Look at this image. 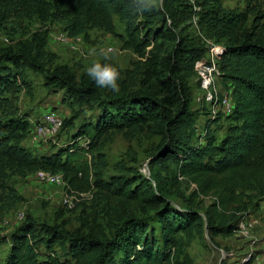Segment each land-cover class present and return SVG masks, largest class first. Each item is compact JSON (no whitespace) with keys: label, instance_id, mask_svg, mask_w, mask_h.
I'll use <instances>...</instances> for the list:
<instances>
[{"label":"rangeland","instance_id":"rangeland-1","mask_svg":"<svg viewBox=\"0 0 264 264\" xmlns=\"http://www.w3.org/2000/svg\"><path fill=\"white\" fill-rule=\"evenodd\" d=\"M51 1L33 0L32 5L27 0L0 3V48H10L20 55L15 63L0 59V122L17 119L32 125L46 111L57 112L64 124L54 137L30 143L23 134L18 148L31 158L57 156L60 163L75 160L88 171L90 188L84 192L72 190L60 171L53 172L63 178L61 185L39 183L32 178L33 171L22 168L10 156L0 157V264L8 259L12 234L27 222L34 227L30 238L39 264L51 261L74 264L69 244L64 240L51 243L50 237L55 230L72 233L83 225L87 232L93 219L112 239L127 219L136 218L156 244L155 249L166 251L157 211L142 202L135 178L149 180L156 193L178 213L192 208L204 216L213 197L202 195L197 186L180 173L178 161L152 162V156L159 150L160 137L148 131L145 125L132 131L109 130L99 135L95 126L102 104L76 99L65 89L54 90L45 80V74L59 65L69 67L77 81L89 78L87 68L99 61L120 71L119 92L102 88L103 101L106 102L105 95L136 91L142 85L145 71L143 60L134 49L144 51L147 56L165 54L174 43L154 41L153 34L162 24L163 0H152V10L144 12L137 10L134 0H96L98 8L109 13L111 29L101 23L86 24L83 16L59 15ZM180 2L183 5H172V14H164L167 22L176 26L177 41L190 51V55H181L179 66L191 89V116L188 124L177 128V133L190 147L203 151L206 162L215 163L224 159V143L239 134L247 119L241 108L247 93L240 80L264 74V67L254 61L225 52L219 33L229 25L231 18L237 17L242 20L240 31L264 37V0ZM73 21L74 30L84 29L83 33L67 34L66 27ZM60 33L67 35V42L55 40ZM76 37L79 40H75ZM41 39L44 47L38 68L33 65L32 57ZM212 47L217 49L214 57L219 72L217 87L230 99L231 112L221 108L212 111L210 105L197 97L200 89L194 62L201 57L211 59ZM112 113H116L115 109ZM113 178H119L126 185L122 193L127 200L112 198ZM96 182L111 191L97 188ZM18 213H23V217L18 218ZM241 221H253L245 235L235 231L229 237L212 236L206 229L194 228L178 234L180 258H187L190 264L254 262L257 255L264 252V199H253L241 213ZM170 251L174 252V247ZM107 255L105 253L101 259ZM97 258L91 255L88 264H94ZM123 259V252L115 251L110 264H121Z\"/></svg>","mask_w":264,"mask_h":264},{"label":"trees","instance_id":"trees-1","mask_svg":"<svg viewBox=\"0 0 264 264\" xmlns=\"http://www.w3.org/2000/svg\"><path fill=\"white\" fill-rule=\"evenodd\" d=\"M27 1L32 5L33 0ZM51 4L59 15L70 18L83 16L86 24L101 23L107 29L112 28L109 13L98 8L96 0H52ZM173 4L183 5L180 0H169L168 3L163 0L164 14H172ZM161 14L162 24L153 34L154 41L174 43L165 54L152 53L147 56L144 51L134 49L143 60L145 71L142 85L136 91L105 95V102L102 88H98L90 78L77 81L66 65L54 67L45 74V80L47 86L54 90L65 89L76 99H88L102 104L101 115L95 126L99 135L109 130L132 131L139 125H145L148 131L160 137L159 150L152 156V162L178 161L180 173L189 178L202 195H210L213 200L204 216L192 208L178 213L156 193L149 180L136 177L134 182L138 181L136 186L142 202L157 211L163 246L167 250L160 252L155 249L156 244L151 242L152 238L144 225L136 218L127 219L112 239L105 235L101 225L93 219L87 232L83 225L72 233L55 230L50 237L51 243L64 240L69 244L74 264L90 263L88 260L91 255L98 256L94 264H110L111 255L115 251L124 254L121 264H190L187 258H180V244L176 240L178 234L188 233L194 228L202 231L206 229L212 236L229 237L236 231L241 213L246 211L249 203L255 198L264 199V74L240 80L247 93V99L241 105L242 114L247 119L239 134L224 143V159L215 163L206 162L203 151L190 147V143L182 141L177 133V128L188 124L191 116V89L179 66L181 55H190V51L177 41L176 26L169 24L165 15ZM241 22L237 17L231 18L229 25L220 31L219 40L224 42L225 52L242 56L264 67V37L240 31ZM74 28L73 21L66 27L67 34L78 35L84 32V29L75 31ZM43 47L44 40L41 39L36 43L32 57L33 65L38 68L37 62L43 54ZM17 58L20 55L12 49L0 48V59L15 63ZM112 109L116 113H112ZM27 129L28 123L25 120L0 122V157L10 156L28 171H60L72 190L84 192L90 188L88 171L82 169L81 164L75 160L60 163L57 156L31 158L25 155L18 144ZM112 183V191L104 189L100 182H96L95 186L111 191L115 201L122 198L127 200V196L123 195L126 189L123 181L113 178ZM33 228V224L27 222L14 231L5 264L38 263L36 249L30 238ZM137 246L141 248L136 250ZM171 247H174V252L170 251ZM105 253H108V257L101 259ZM47 264L59 263L51 261Z\"/></svg>","mask_w":264,"mask_h":264},{"label":"built area","instance_id":"built-area-1","mask_svg":"<svg viewBox=\"0 0 264 264\" xmlns=\"http://www.w3.org/2000/svg\"><path fill=\"white\" fill-rule=\"evenodd\" d=\"M55 40L58 42H67L68 37L65 33L56 35ZM79 40V38H74ZM211 59L205 60L202 57L194 62V70L198 77L199 93L198 99L210 105L211 110L214 111L217 108L223 109V111L231 112L233 106L230 99L225 93H221L217 87V76L219 74L216 68L214 57L217 56L216 47L211 48ZM63 127L62 117L55 111L48 110L37 120L32 122V125H28L25 137L30 143L37 142L42 139H49L54 137L60 129ZM32 178L42 184L47 185H61L63 178L54 174L51 171L38 169L34 171ZM18 218L23 217V213L17 214ZM253 222V221H252ZM251 221H241L238 223L236 231L243 233L248 232V227L252 225ZM245 264H264V252L258 254L255 261L248 260Z\"/></svg>","mask_w":264,"mask_h":264},{"label":"clouds","instance_id":"clouds-1","mask_svg":"<svg viewBox=\"0 0 264 264\" xmlns=\"http://www.w3.org/2000/svg\"><path fill=\"white\" fill-rule=\"evenodd\" d=\"M137 10L140 12L151 11L152 0H134ZM87 75L92 79L98 88L108 89L113 93L119 92L120 71L109 63L93 62L87 68Z\"/></svg>","mask_w":264,"mask_h":264}]
</instances>
